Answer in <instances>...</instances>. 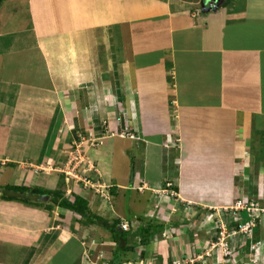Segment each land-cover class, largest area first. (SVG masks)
<instances>
[{"label":"crops","instance_id":"obj_1","mask_svg":"<svg viewBox=\"0 0 264 264\" xmlns=\"http://www.w3.org/2000/svg\"><path fill=\"white\" fill-rule=\"evenodd\" d=\"M13 1L0 2V264H225L210 248L216 219L234 225L224 207L264 209V0ZM166 182L175 196L158 194ZM8 185L79 195L130 232L138 216L163 225L116 258L107 228L62 198H3L18 196ZM256 241L264 211L230 264L261 262Z\"/></svg>","mask_w":264,"mask_h":264},{"label":"built area","instance_id":"obj_2","mask_svg":"<svg viewBox=\"0 0 264 264\" xmlns=\"http://www.w3.org/2000/svg\"><path fill=\"white\" fill-rule=\"evenodd\" d=\"M115 131V130H113ZM117 134L121 137H129L134 138L135 135L130 131V128L127 124L123 127V129L117 131ZM76 157V156H75ZM86 171L90 172L93 169V166L84 168ZM68 175V177L73 178L76 181H82L84 184H89L96 187V190H98V187L100 186L99 182H92L89 177L82 176L79 174H71L70 171H65ZM170 184L167 183L166 186H163L160 190H158V194H161L162 197H166V195H169L170 197H173L176 195L175 191L170 189ZM160 196V195H159ZM160 200V198H159ZM225 210H231L233 212V220L232 222L234 225L232 227H227V224L224 220L219 218V220L215 221V218L213 220L216 222V225L214 226L216 231V240L210 241L211 248H220L221 254H222V262L225 264H230L231 261H233V256L237 250H239L242 242L251 238V235L253 233V228L256 226V221L259 218L261 214H263L264 209L258 206V203L255 201L248 202L244 198H238L235 200L232 204L225 206ZM240 211H245L249 214V219L246 222H242V218L239 215ZM213 221V222H214ZM120 228L122 230H128L129 226L127 223L122 222L119 224ZM263 243L260 241H256L254 244L251 245V248L254 249L257 255L261 254V251L263 249ZM260 250V253H259ZM202 259V258H200ZM264 257L260 255V261L257 264H264L263 262ZM234 262V261H233ZM249 264H253V259L249 260ZM141 263V261H140ZM174 264H180L181 260L174 259ZM189 264H195L197 261L195 259L190 258L189 261H187ZM202 264H207L204 260H202Z\"/></svg>","mask_w":264,"mask_h":264},{"label":"trees","instance_id":"obj_3","mask_svg":"<svg viewBox=\"0 0 264 264\" xmlns=\"http://www.w3.org/2000/svg\"><path fill=\"white\" fill-rule=\"evenodd\" d=\"M1 1L2 0H0V2ZM227 1L228 0H224L223 2L226 3ZM167 183H170V182H166L165 184ZM6 192L16 193V195H18L19 197L13 196L12 193H10L9 195L2 194L3 198H10V199L12 198V199H18V200L27 201V202L30 201V200H27V198H29L30 196H34L35 200H32V203H35L38 205H45L43 200H41L40 198L43 195H49V201L51 200V202H57L58 199L62 198V202H61L62 206L66 205L67 207V205H70L69 207L73 211L81 215H84L86 220L89 219V221H94L104 226L110 231V233L112 234L114 243H115L114 253H115L116 258L123 256V254H129L133 252L137 244L139 245L148 244L149 236L152 235L156 230H159L163 225L162 223L153 222V220H149V221L146 220L145 222H143L144 219H142V216H138L137 219L140 221V225L138 226L136 230H134L133 232H130L129 231L130 229L119 231L116 227L120 223L118 218L113 220V222H108L107 220H104L103 218H101L99 215L91 213L89 211L87 201L79 195H76L74 197L73 202H70L67 199H64L62 197V193L59 190L49 191V190L39 188V187L29 188L26 186L8 185L6 186L4 193ZM64 202H66V204H64ZM46 206L50 207V205H46ZM135 238L137 239L136 242L133 241V239Z\"/></svg>","mask_w":264,"mask_h":264},{"label":"water","instance_id":"obj_4","mask_svg":"<svg viewBox=\"0 0 264 264\" xmlns=\"http://www.w3.org/2000/svg\"><path fill=\"white\" fill-rule=\"evenodd\" d=\"M221 1H223V0H201L200 1L201 10L205 11V10L214 9L215 7H217L221 4ZM205 3H207V4H205ZM40 198L43 200H46L47 195L42 196ZM118 230L121 231L120 229H118Z\"/></svg>","mask_w":264,"mask_h":264},{"label":"rangeland","instance_id":"obj_5","mask_svg":"<svg viewBox=\"0 0 264 264\" xmlns=\"http://www.w3.org/2000/svg\"><path fill=\"white\" fill-rule=\"evenodd\" d=\"M15 1H16V0H14L13 3H15ZM12 5H13V4H12ZM10 6H11V5H10ZM10 6H9V7H10ZM17 12H18V15H19L21 18H23V17L25 16V11H24V9H23L22 7H21ZM85 172H87V171H85ZM83 176H84V175H83ZM67 180H68V179H67ZM163 186H166V184H164ZM262 190L264 191V189H262ZM200 192H201V191H200ZM246 200H247L248 202H250L249 199H246ZM255 229L257 230V228H255ZM210 248H211V246H210ZM235 253H236V252H235ZM232 260L234 261V259H232Z\"/></svg>","mask_w":264,"mask_h":264},{"label":"clouds","instance_id":"obj_6","mask_svg":"<svg viewBox=\"0 0 264 264\" xmlns=\"http://www.w3.org/2000/svg\"><path fill=\"white\" fill-rule=\"evenodd\" d=\"M199 4V6H200V3H198ZM205 4H207V3H205ZM201 7V6H200ZM218 7V6H217Z\"/></svg>","mask_w":264,"mask_h":264}]
</instances>
